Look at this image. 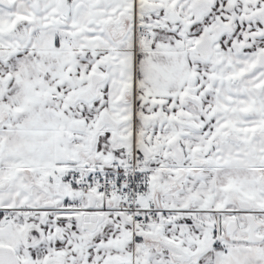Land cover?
<instances>
[{
	"label": "snow or ice",
	"instance_id": "6c2138e0",
	"mask_svg": "<svg viewBox=\"0 0 264 264\" xmlns=\"http://www.w3.org/2000/svg\"><path fill=\"white\" fill-rule=\"evenodd\" d=\"M0 264H264V0H0Z\"/></svg>",
	"mask_w": 264,
	"mask_h": 264
}]
</instances>
